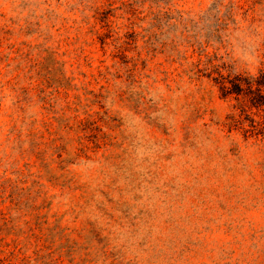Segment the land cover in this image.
Wrapping results in <instances>:
<instances>
[{
    "label": "rangeland",
    "instance_id": "374dc122",
    "mask_svg": "<svg viewBox=\"0 0 264 264\" xmlns=\"http://www.w3.org/2000/svg\"><path fill=\"white\" fill-rule=\"evenodd\" d=\"M0 264H264V0H0Z\"/></svg>",
    "mask_w": 264,
    "mask_h": 264
},
{
    "label": "trees",
    "instance_id": "16d2710c",
    "mask_svg": "<svg viewBox=\"0 0 264 264\" xmlns=\"http://www.w3.org/2000/svg\"><path fill=\"white\" fill-rule=\"evenodd\" d=\"M222 79V80H221ZM219 79L220 88L223 93H225L226 96L229 95H236V100H239L241 96L244 97L246 100L249 98V100L254 103L256 100V95H260L263 91L259 83L255 80H248L246 78H243L242 76H237L234 80L227 81L224 80L223 76ZM230 85V86H229ZM246 106H241V110L245 111L242 108H245Z\"/></svg>",
    "mask_w": 264,
    "mask_h": 264
}]
</instances>
